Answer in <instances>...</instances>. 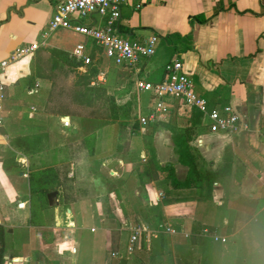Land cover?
Masks as SVG:
<instances>
[{"label": "crops", "instance_id": "crops-1", "mask_svg": "<svg viewBox=\"0 0 264 264\" xmlns=\"http://www.w3.org/2000/svg\"><path fill=\"white\" fill-rule=\"evenodd\" d=\"M59 2L0 0V60L17 47L42 41L41 32ZM195 15L206 20L192 25ZM70 20L98 27L105 17L73 14ZM119 24L120 35L130 41L156 35L155 53L135 65L116 64L94 40L60 28L32 55L11 63L3 75V264H126L122 234L129 237L137 224L170 223L203 244L205 238L195 236L202 228L228 236L247 226L240 218H253L264 210V203L259 208L264 202V0H128L121 6ZM189 33V43L170 36ZM78 44L84 46L89 63L72 56ZM52 48L78 65L65 64ZM175 56L182 58L208 110L229 106L239 115L237 132L210 131L205 113L198 110L197 115L195 108L171 97L166 98L163 119L142 126L122 118V109L148 113L151 95L137 90L135 82L161 81L164 66ZM66 66L68 83L59 86L56 68L63 71ZM88 66H95L97 74L88 84L76 83ZM32 67L36 77L27 87L20 80ZM73 91L83 95L85 104L98 100L104 108L87 114L73 111ZM62 105H68L69 112L58 111ZM19 137H36L39 142L9 143ZM80 141L86 148H75ZM4 152L14 156L16 166L4 167ZM64 161L70 162L74 187L85 182L87 188L82 186L74 201L64 203L56 197L55 206L48 202L46 209L38 210L30 195L32 165L44 169ZM222 222L227 223L224 234L218 228ZM257 233L262 235L257 231L253 236ZM182 237L167 236L163 245L162 253L176 255L170 258L172 264H191L203 253L202 245L200 256H195L199 244L188 248V238ZM241 247L246 249L243 257L230 260L221 244L218 264H264V245L253 251L247 242ZM164 259L160 264H171Z\"/></svg>", "mask_w": 264, "mask_h": 264}, {"label": "built area", "instance_id": "built-area-1", "mask_svg": "<svg viewBox=\"0 0 264 264\" xmlns=\"http://www.w3.org/2000/svg\"><path fill=\"white\" fill-rule=\"evenodd\" d=\"M128 0H60L55 11L41 32L42 41H35L22 45L11 50L8 56L0 60V126L3 122L4 102L6 99V88L3 75L7 67L23 58L32 55L41 45L45 44V39L50 34L60 28L72 29L75 32L94 40L103 50V53L116 64L135 65L144 57H149L155 53L158 37L150 36L145 41H130L120 35L119 22L121 18V6ZM97 13L105 17L102 26H87L83 23H74L70 16L78 14L81 17ZM72 56L83 59L84 63H89V58L84 55V46L78 44L72 51ZM165 76L159 82H151L144 79H137L135 86L137 90L148 92L151 95L149 111L142 115L139 123L146 126L160 119H163L168 112L166 98H176L185 105L205 113L209 119V130L212 132L235 133L241 127L239 115L231 107L225 106L222 111L217 109H207L205 98L197 95L193 89L190 77L183 69V62L180 56H175L164 66ZM63 124L67 126L68 120ZM161 235L174 236L184 235L190 238L191 233L182 232L175 226L166 223H159L155 227L144 224H137L130 230L124 254L125 257L132 255L143 242H151ZM195 236L209 238L213 242L224 244L226 236L211 231L209 228H202ZM115 256H119L117 253Z\"/></svg>", "mask_w": 264, "mask_h": 264}, {"label": "trees", "instance_id": "trees-1", "mask_svg": "<svg viewBox=\"0 0 264 264\" xmlns=\"http://www.w3.org/2000/svg\"><path fill=\"white\" fill-rule=\"evenodd\" d=\"M206 20L205 17L201 15H195L191 18L190 23L193 25L196 23H203ZM119 31H121L120 24H119ZM174 37L175 40H180L182 42H192L191 34L186 35H180V34H172L170 35ZM166 37L169 42H171L172 37ZM172 45L176 43V41L171 42ZM192 46V44L190 45ZM51 53L56 54V56L59 57V59H62L65 64L71 66L78 65L77 62H75L73 59L69 58L66 53H64L61 50L57 49H50ZM97 74V68L95 66H88V69L80 76L78 79H76V83L79 84H88L92 81V77ZM165 76V73H164ZM36 75H35V67H32V71L30 74H28L26 77L22 78L20 81L22 84L27 85V87H31V85L34 82ZM164 78V77H163ZM58 111L61 112H69V106L68 105H62ZM197 115L200 114V112L196 109ZM112 114V113H111ZM115 116V114H112ZM23 140L26 141L25 146L29 145H36L39 142V138L36 137H30V138H18L17 143H19V146L23 145ZM184 141V140H183ZM24 149H35V148H24ZM4 167H12L16 166V161L12 159L11 160H5L3 162ZM70 171V162L64 161L60 162L58 164H53L51 166H48L44 169H35L34 166L31 167V170L29 172V182H30V195H31V201L33 204L34 198L37 199L39 208L48 207V198L47 194L52 191H58L62 196V201L64 203H69L71 201L76 200L75 192H74V178L69 176ZM264 202H261L259 205V208L262 207V204ZM35 207V206H34ZM36 208V207H35ZM240 221L248 222V233L249 237L253 236L255 232H261L262 235H264V210L257 214L255 217H244L240 218ZM259 228H258V227ZM211 231H214V228H210ZM158 244H154V241L149 242L150 244L153 243V248L151 249L150 254L152 252L154 253H162L163 251V245L167 243L168 238L160 236L157 238ZM144 246L149 247V244L147 242H143ZM148 244V245H146ZM143 245V244H142ZM152 247V246H151ZM150 247V248H151ZM179 247H176L177 252H179ZM221 244L218 242H213L209 238H205L203 241V253L201 257H198V259L193 260L191 264H218V258L221 255ZM246 250V249H244ZM114 250V252H116ZM124 257V256H123ZM3 247H2V233L0 229V264H3Z\"/></svg>", "mask_w": 264, "mask_h": 264}, {"label": "rangeland", "instance_id": "rangeland-1", "mask_svg": "<svg viewBox=\"0 0 264 264\" xmlns=\"http://www.w3.org/2000/svg\"><path fill=\"white\" fill-rule=\"evenodd\" d=\"M67 69H69L67 66L64 67L63 71H62V69H60V67L56 68V71L58 72V76H59V78H58L59 86H61L62 84H65V86H66L67 85L66 83H68V81L66 80L67 78L64 77V76H67V73H68ZM72 76H73V74H72ZM73 79H76V77H74ZM69 81H72V80H69ZM71 95L74 96V101H75V104L73 106H71V109L73 111L79 113V114H87L89 111H91V112L92 111H99L100 108H104V106H102V105H100L98 103V100H95L94 103H92L90 105L88 103L85 104V101H81V99H83L82 98L83 95L80 96V95L76 94L75 91H73L71 93ZM121 115H122V118L124 120L128 118V119H130L128 122L139 124V119L142 116V113H138L137 111H134V110H131V109L130 110L129 109H122ZM124 122L127 123V121H124ZM1 128H3V126H0V129ZM89 137L90 136H88L86 139L90 142V138ZM19 138H22V137H19ZM8 140H9V143H16V146L17 145L19 146L20 142L17 143V138H14V139L10 138ZM82 141L76 142L75 143V148H86L85 144L83 145ZM2 158H4V161L7 160V159L12 161L14 156H11L10 154L4 152ZM38 168L39 167H35V169H38ZM15 169H17V168H15ZM23 171H26V170L23 169ZM84 185L87 186V184L85 182H83V185L80 184V183H77V182L75 183L74 192H75L76 195H77V193L79 195L81 194L78 190L81 189L82 186L87 188ZM34 199L35 200L33 201V205L38 210H42L43 211L44 209H46V207L39 208L38 206H40V205L38 204L37 199L36 198H34ZM57 199L59 201H62L61 200L62 196H61V194L59 192H58V195H57ZM168 224H170V223H168ZM226 224L227 223L222 222L221 225H218L219 226L218 227L219 231H221V233H223L222 232V228ZM170 225L174 226L173 224H170ZM237 229L233 233H231L228 236H226L227 239H226V242L224 243L225 257H228V259H230V260L232 259V257H236V258H242L243 257L244 249L242 250V247H241L243 245V242H247V247H250V245L255 247V248H252L251 251H253L254 249H256L258 247H262V245H264V236H262L260 233H257L255 236L249 237V233H248V230H247L248 228H247L246 225L239 226ZM161 236L166 237V235H161ZM127 238H128L127 232L123 233L122 234V239L124 240L123 244L127 241ZM182 238H184V237H182ZM184 239L186 240V238H184ZM177 240L178 239L173 238L172 242H174V244H175V243H177ZM181 240L183 241V239H181ZM188 241H189V243L187 244L188 248L192 247V245H194L195 243L199 244V248H197L195 250L196 252L194 251V254H195V256H200L199 254L201 252V246L203 245L202 244V239L190 238V240H189V238H188ZM153 243H155V242H153ZM153 243L152 244L148 243L149 247H147V249L144 246V243H141V246L136 249L137 251H135L132 255L126 256L127 259L129 258V260H127L126 264H160V262L165 260L164 258H167V261H169L172 264V261H170V258L172 256H174L175 253L173 254V251H172L171 253H168V254L166 252H163L162 254H155V253L152 252V254H150L151 249L153 248ZM148 244H146V245H148ZM146 253L148 254L147 256H145ZM191 256H194V255H191Z\"/></svg>", "mask_w": 264, "mask_h": 264}, {"label": "water", "instance_id": "water-1", "mask_svg": "<svg viewBox=\"0 0 264 264\" xmlns=\"http://www.w3.org/2000/svg\"><path fill=\"white\" fill-rule=\"evenodd\" d=\"M68 116H64L63 119H67ZM58 195V191H52L47 194L48 202L50 206H55L58 203V200L56 199Z\"/></svg>", "mask_w": 264, "mask_h": 264}]
</instances>
